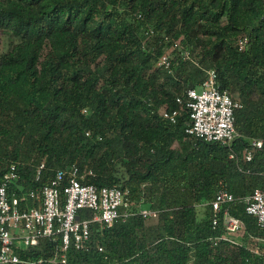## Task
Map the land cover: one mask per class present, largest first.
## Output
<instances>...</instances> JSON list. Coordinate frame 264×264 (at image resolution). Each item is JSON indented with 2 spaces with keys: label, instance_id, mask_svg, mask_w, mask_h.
Here are the masks:
<instances>
[{
  "label": "trees",
  "instance_id": "16d2710c",
  "mask_svg": "<svg viewBox=\"0 0 264 264\" xmlns=\"http://www.w3.org/2000/svg\"><path fill=\"white\" fill-rule=\"evenodd\" d=\"M0 29L12 36L0 52V183L13 164L20 174L9 194L40 191L77 163L93 168L89 182L129 188L134 209L159 210L94 223L89 248L71 247L67 264H264V227L245 202L264 189V144L252 160L232 158L186 132V109L176 122L161 113L213 68L243 104L233 148L264 140V0H0ZM171 47V69L157 66ZM221 180L245 224L239 244L223 238V210L214 223Z\"/></svg>",
  "mask_w": 264,
  "mask_h": 264
},
{
  "label": "built area",
  "instance_id": "2783aa9c",
  "mask_svg": "<svg viewBox=\"0 0 264 264\" xmlns=\"http://www.w3.org/2000/svg\"><path fill=\"white\" fill-rule=\"evenodd\" d=\"M178 44L175 43L174 47ZM248 44L247 35L238 40L241 50ZM186 56L190 57L189 52H186ZM156 65L170 70V54L163 53ZM177 102L178 108L164 107L161 110L162 115L176 122L177 116L186 109L190 116L186 132L229 146L230 157L238 159L241 155L246 160H252L263 147L264 140L253 137L248 139L249 143L243 149L233 148L235 140L240 137L235 124V111L243 104L234 99L227 89L220 87L218 73L213 68L206 69V78L199 87H190L184 95L177 96ZM43 166L44 163L38 167L37 177L40 176ZM93 175V168H82L73 163L67 169L59 170L40 191L29 190L10 195L8 189L11 182L20 177L16 165L13 164L4 173L0 183V264H67L71 247L89 248L94 223L104 229L115 220L126 219L136 212L145 218L158 217V209L142 206L138 210L134 209L129 188L99 186L88 181V177ZM235 199L236 196L228 189L227 183L221 180L210 204L215 214V224L217 214L223 210L227 230L223 238L239 244L240 240L234 235L243 233L245 224L242 219L232 215L228 208V204ZM31 200L36 203L31 205ZM245 202L247 212L254 215L258 224L264 227V189L256 188L245 198ZM44 239L56 243L50 255L39 258L20 256L21 246H35ZM99 249L103 250V247L100 246Z\"/></svg>",
  "mask_w": 264,
  "mask_h": 264
},
{
  "label": "rangeland",
  "instance_id": "374dc122",
  "mask_svg": "<svg viewBox=\"0 0 264 264\" xmlns=\"http://www.w3.org/2000/svg\"><path fill=\"white\" fill-rule=\"evenodd\" d=\"M11 39H12V36L11 34H9L8 31L4 30V29H0V52L6 50L7 48H9L10 46V43H11ZM172 49L171 48H167L166 49V53H171ZM234 97H237V93H234L233 95ZM242 232L240 233H237L234 235V237L238 240L241 239V236H242Z\"/></svg>",
  "mask_w": 264,
  "mask_h": 264
}]
</instances>
